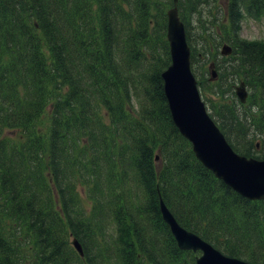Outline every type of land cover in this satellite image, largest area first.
I'll use <instances>...</instances> for the list:
<instances>
[{
    "label": "trees",
    "instance_id": "obj_1",
    "mask_svg": "<svg viewBox=\"0 0 264 264\" xmlns=\"http://www.w3.org/2000/svg\"><path fill=\"white\" fill-rule=\"evenodd\" d=\"M219 3L178 2L192 69L220 43L234 47L216 84L200 83L222 97L210 109L227 139L248 141L233 148L264 158L233 102L243 77L258 89L245 116L264 129V40L240 36L245 18L264 17V0ZM173 5L0 0V264H197L160 197L223 253L264 264V200L215 177L172 120L162 72Z\"/></svg>",
    "mask_w": 264,
    "mask_h": 264
},
{
    "label": "water",
    "instance_id": "obj_2",
    "mask_svg": "<svg viewBox=\"0 0 264 264\" xmlns=\"http://www.w3.org/2000/svg\"><path fill=\"white\" fill-rule=\"evenodd\" d=\"M173 1L174 5L167 11V38L171 64L162 73L172 118L181 134L192 142L196 157L206 168L248 198L263 199L264 160L236 153L208 113L192 71L191 48L187 41L184 22L179 14L177 5L179 0ZM221 53L231 54L232 47L225 43ZM211 72V79H215L216 70L212 69ZM236 94L241 102L246 101L248 91L244 82L236 86ZM160 210L181 249L202 251L197 257V264H254L222 254L199 235L183 227L162 197ZM72 244L82 256L84 252L80 241L75 238Z\"/></svg>",
    "mask_w": 264,
    "mask_h": 264
},
{
    "label": "rangeland",
    "instance_id": "obj_3",
    "mask_svg": "<svg viewBox=\"0 0 264 264\" xmlns=\"http://www.w3.org/2000/svg\"><path fill=\"white\" fill-rule=\"evenodd\" d=\"M219 1H220L219 5L221 4V2L222 3L225 2V0H219ZM207 8H208V5H207L206 9ZM223 21H225V16H224ZM194 24H196V23H194ZM222 34L224 35L223 32H222ZM240 36H241V38L247 39V40H264V17H262V18H254V17L245 18L243 25H242V30H241ZM221 39L223 40L222 37H221ZM224 43L229 44L227 41H224L216 47V48H218V55H215V53L213 52V53H210L209 55H207L206 60H202L201 62L199 61V63L197 64V67L195 68V73H197L196 74L197 79H201V80L207 79L209 84H213V85L216 84L215 83L217 81L216 77H215V79L211 80V74H212L211 71H212V69L216 70V72L219 71V69H218L219 64H222V63L224 64L227 62V61L221 60V57H226L220 53V50H221ZM232 48L234 49L233 46H232ZM199 59H200V57H199ZM211 64H214L213 68H210ZM194 66H196V64ZM242 80L246 81V79L242 77L240 80H238V83L236 85H238L240 83V81H242ZM201 89H202L201 95L203 97V100L206 102L208 110L212 113V110L210 109V106H211V108L213 107L212 106L213 104H211V99L216 100L217 98H220V101L222 102V97L215 96L212 92L205 90L202 86H201ZM254 90L257 91L258 89H254L253 86H250L248 88V91L250 92L251 95H253ZM259 91H260V89H259ZM252 101H253V99L250 98L247 105H246V108L244 106H238L239 99L237 96H234V101H233L235 108H237V106H238V110L240 111L239 119L241 120V123L244 125L245 128H248V130L251 132V136H253V134H256L257 132H261V130H260L261 125L259 124L257 118H256V123L254 124L253 118H251V116L245 117L246 109L248 111L255 112V109L251 107ZM227 102L231 103L233 106L232 97L230 99H228ZM218 120H219V122L221 121L220 118ZM226 127L228 130H232V132H233V129L231 128L230 125H227ZM255 128H259V130L255 131L254 130ZM260 134L263 136L262 140L264 143V131H263V133H260ZM257 135H259V134H257ZM231 136H232V133H231ZM229 140H230L231 145L234 147L237 146V142H243V144H246L248 142V141H246V139H240L237 136L236 132H234V138L230 137ZM156 161L158 162V157H157Z\"/></svg>",
    "mask_w": 264,
    "mask_h": 264
},
{
    "label": "flooded vegetation",
    "instance_id": "obj_4",
    "mask_svg": "<svg viewBox=\"0 0 264 264\" xmlns=\"http://www.w3.org/2000/svg\"><path fill=\"white\" fill-rule=\"evenodd\" d=\"M256 146H257L258 149H261L262 148V146L260 145V143H257Z\"/></svg>",
    "mask_w": 264,
    "mask_h": 264
}]
</instances>
